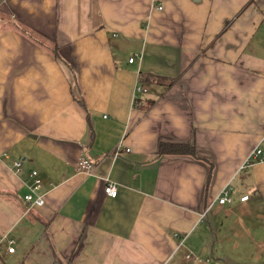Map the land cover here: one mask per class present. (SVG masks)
I'll return each mask as SVG.
<instances>
[{"label":"crops","instance_id":"1","mask_svg":"<svg viewBox=\"0 0 264 264\" xmlns=\"http://www.w3.org/2000/svg\"><path fill=\"white\" fill-rule=\"evenodd\" d=\"M258 145L264 0H0V264H264Z\"/></svg>","mask_w":264,"mask_h":264},{"label":"built area","instance_id":"2","mask_svg":"<svg viewBox=\"0 0 264 264\" xmlns=\"http://www.w3.org/2000/svg\"><path fill=\"white\" fill-rule=\"evenodd\" d=\"M159 10H162V7H159ZM134 58L130 59V62L133 63ZM147 89L145 87H142L139 85L137 87V93H146ZM258 163H264V150L262 149L261 145H258L256 148H254L251 153L248 155L245 163L240 168V172H243L244 170H247L249 168H252L254 165ZM14 168L16 172L22 171V162L21 161H15ZM94 169V164L91 160L88 158H82L79 160L76 171L77 173H81L85 176H88L92 174V171ZM31 178L34 180L33 186L31 188V193L25 196V200L28 203L29 207H41L44 205V199L42 196H38L37 198L34 197V194L36 191L41 187V179L39 178V174L37 171H32L30 173ZM107 195L111 197H116L118 194V188L117 185L113 182H108L107 187L105 189ZM233 186L231 184H227L224 189L221 192V195L218 197L217 201L220 205H226L228 203H231L233 201ZM248 196H244L241 198L242 202H245L248 200ZM177 238H181L179 235H175ZM14 240L9 241L8 245V251L10 253H13L14 248ZM191 254L187 255V259L191 258Z\"/></svg>","mask_w":264,"mask_h":264},{"label":"trees","instance_id":"3","mask_svg":"<svg viewBox=\"0 0 264 264\" xmlns=\"http://www.w3.org/2000/svg\"><path fill=\"white\" fill-rule=\"evenodd\" d=\"M55 55L57 54V51L54 50ZM147 81V79H145ZM77 100V102L79 104H81V106H85L84 105V101L82 98H75ZM166 154H181V155H189L195 158H198V156L196 155V150L194 145H185V144H172V143H161L160 148H159V155H166Z\"/></svg>","mask_w":264,"mask_h":264},{"label":"rangeland","instance_id":"4","mask_svg":"<svg viewBox=\"0 0 264 264\" xmlns=\"http://www.w3.org/2000/svg\"><path fill=\"white\" fill-rule=\"evenodd\" d=\"M141 93L138 94V96L140 95ZM137 101V100H136ZM263 149V148H262ZM250 170V169H249ZM248 172V169L247 170H244L242 173H246ZM240 176V175H239Z\"/></svg>","mask_w":264,"mask_h":264}]
</instances>
